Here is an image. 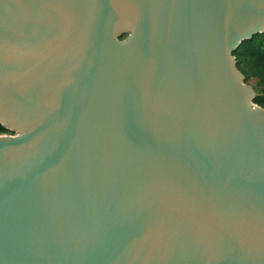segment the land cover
<instances>
[{"label": "water", "instance_id": "obj_1", "mask_svg": "<svg viewBox=\"0 0 264 264\" xmlns=\"http://www.w3.org/2000/svg\"><path fill=\"white\" fill-rule=\"evenodd\" d=\"M259 34L264 0H0V264H264Z\"/></svg>", "mask_w": 264, "mask_h": 264}, {"label": "trees", "instance_id": "obj_2", "mask_svg": "<svg viewBox=\"0 0 264 264\" xmlns=\"http://www.w3.org/2000/svg\"><path fill=\"white\" fill-rule=\"evenodd\" d=\"M234 55L238 60V69L246 80L256 79L264 92V34H259L253 40L244 42ZM255 103L264 108L263 98L257 96ZM4 134L10 133L0 124V135Z\"/></svg>", "mask_w": 264, "mask_h": 264}, {"label": "rangeland", "instance_id": "obj_3", "mask_svg": "<svg viewBox=\"0 0 264 264\" xmlns=\"http://www.w3.org/2000/svg\"><path fill=\"white\" fill-rule=\"evenodd\" d=\"M247 82H248V84H250L251 86L254 87V89L256 90L257 96H259L260 98L264 99L263 87L259 85V82L256 79H253V78L250 79ZM4 135H10V134H4Z\"/></svg>", "mask_w": 264, "mask_h": 264}]
</instances>
